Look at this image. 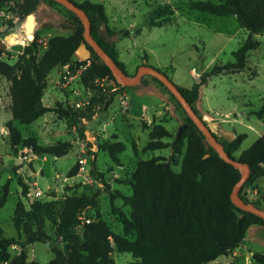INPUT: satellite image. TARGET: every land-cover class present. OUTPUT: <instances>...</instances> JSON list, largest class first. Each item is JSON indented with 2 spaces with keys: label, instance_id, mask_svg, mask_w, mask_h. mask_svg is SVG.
<instances>
[{
  "label": "trees",
  "instance_id": "1",
  "mask_svg": "<svg viewBox=\"0 0 264 264\" xmlns=\"http://www.w3.org/2000/svg\"><path fill=\"white\" fill-rule=\"evenodd\" d=\"M49 2L62 6L53 0ZM74 3L88 16L90 34L94 40L122 72L133 77L128 74L126 64L119 59L113 39L116 36H138L142 29L116 32L108 25L109 20L103 4L90 0L81 4ZM41 4V0H0V10L9 7L16 13L19 22L23 23L30 14L37 13ZM190 7L194 11L219 17L236 16L248 32V37L239 49L232 53L233 63L215 64L209 73L202 74L200 81L190 88L177 85L195 110L200 102L202 87L214 77L234 75L245 70L249 53L261 46L255 37L264 34V0H226L222 4L195 1ZM166 12H169L167 8L159 7L153 11L152 16L159 17ZM71 15L75 27L73 34L69 37L51 38L40 59L36 56L39 40L37 36L24 49L15 64L4 60L2 52L0 53V76L11 83L10 113L13 120L7 124V129L13 152L27 148L38 156L62 158L73 151L72 143L59 142L56 145L41 146L36 137H23L14 121L30 126L46 114L55 113L60 119L80 125L91 173L96 182L103 186V191L92 197H67L61 201L37 202L30 209L26 208L24 202L19 201L12 221L25 241L20 243L16 239L5 238L0 229V264H27L28 257L24 249L35 243L48 246L53 253L54 258L48 264H116L114 251L131 254L138 264H210L221 257L229 256L241 247L251 227L264 228V220L241 210L232 202L231 195L241 179L242 171L223 160L186 113L185 123L173 143L165 141L173 138L172 133L162 123H154L149 132V141L143 148V153L172 149L173 157H182L179 163L177 160L173 161L180 171H174L171 162L164 157L139 160L131 178L120 181L121 184L131 186L132 195L125 196L120 192L111 195L112 211L123 226V235L114 233L106 222L100 219L91 221L86 216L90 210L98 207L99 197L102 192H108L110 186L104 175L98 171V155L93 150L92 142L87 140L83 125L106 113L127 86L116 79L111 69L86 43L81 20L72 12ZM33 21L36 24V20ZM82 50L87 52L85 63L72 65L76 55ZM88 61L90 65L82 73L80 83L93 92L90 105L81 110L73 109L69 103H58L55 107L46 106L44 93L49 75L65 66L81 68ZM145 77L140 84L148 86ZM151 78L169 92L157 79ZM98 80H106L113 85L101 86V83H96ZM172 97L176 100L173 95ZM176 102L179 104L177 100ZM179 106L181 107L180 104ZM254 115L264 121V104ZM213 135L216 137L214 133ZM246 138L242 134L224 139L221 143L226 153L236 159L234 154L241 149ZM112 140L102 143L99 149L114 164L120 166V155L127 150V146L119 140L118 135H113ZM133 150L137 153L135 144ZM237 160L246 164L250 171L248 180L240 189L239 197L245 203L263 210L264 198L251 201L247 191L255 189L258 180L264 178V132ZM79 169L80 164H76L69 172V177H76ZM21 185L23 196L26 197L28 187ZM7 196L6 186L0 207L5 205ZM117 198L122 199L130 208L129 215L116 208ZM48 226L54 229V236L48 234ZM74 228L82 229L81 237L72 232ZM13 245H19L22 249L15 258H11L9 253V248ZM254 260L256 264H264V255L256 254Z\"/></svg>",
  "mask_w": 264,
  "mask_h": 264
},
{
  "label": "rangeland",
  "instance_id": "2",
  "mask_svg": "<svg viewBox=\"0 0 264 264\" xmlns=\"http://www.w3.org/2000/svg\"><path fill=\"white\" fill-rule=\"evenodd\" d=\"M86 0H74L81 4ZM103 4L108 16V25L116 32L121 30L142 29L138 36L130 38L114 37L119 52V59L126 64L129 75L135 76L139 67L151 66L173 78L174 83L183 88H190L200 81L202 74L209 73L215 64L234 62L233 52L239 49L248 37V32L241 26L236 16L219 17L200 13L191 9L195 1H211L215 4L226 0H90ZM42 4L35 15L37 25L27 19L19 22L16 13L9 7L0 10V40L8 35L17 34L23 37L25 44L18 41L7 44V50L1 51L2 58L15 64L24 49L32 43L23 33L28 28L38 37L36 56L42 57L48 42L56 36L69 37L74 32L71 12L63 6L54 5L49 0H41ZM167 8L169 12L152 16L157 8ZM171 11V13H170ZM39 22V24H38ZM22 35V36H21ZM261 46L248 55L245 70L234 75H221L212 78L201 89L200 102L195 110L202 116L206 125L216 135L219 142L229 137L246 135L241 149L234 154L239 159L242 152L249 149L264 132V121L254 113L261 110L264 104V34L255 37ZM15 40V39H14ZM35 40V38H34ZM87 52L80 51L72 65L85 63ZM88 65V64H86ZM61 69L54 70L47 79L44 103L48 107L56 104L70 103L79 99L74 91L81 90L80 79L74 82L72 89H63L59 82ZM149 84L161 89L142 84L127 87L123 94L116 97L111 108L94 119L86 122L85 136L92 142L97 152V168L104 175L110 186L108 192H102L98 199V207L90 210L87 217L91 220L106 222L111 230L123 235V226L118 216L112 211L111 195L120 192L131 196V186L121 184L128 180L136 170L139 160L153 157H164L172 164V169L180 171L173 161L179 163L181 156H175L172 149L143 153L149 141V132L154 123H162L173 135L165 140L173 143L185 123L186 114L172 95L160 87L150 76L145 77ZM10 85L0 76V200L8 187L6 203L0 207V229L3 236L16 239L20 243L24 236L15 229L13 217L19 201L24 202L27 209L37 202L61 201L67 197H92L103 191V186L96 182L91 173L87 149L80 134L81 126L74 125L66 119H60L55 113H48L30 126L14 121L23 137H36L41 146L56 145L69 142L74 146L67 156L56 158L51 155L38 156L31 150L19 149L17 153L11 149L7 124L13 120L10 113ZM103 85H113L103 82ZM77 98V99H76ZM204 114V115H203ZM113 135L126 144L127 150L120 155L121 165L114 164L109 156L99 149L107 141H113ZM137 153L133 150V145ZM80 164L79 174L69 177V172ZM24 184L28 187L27 196H23ZM251 201L264 198V178L258 180L256 188L248 191ZM115 206L122 213L129 215L130 208L120 198ZM264 210V209H263ZM48 234L54 236V229L48 226ZM72 232L82 236L81 228ZM133 239V238H131ZM27 264H48L54 255L48 246L40 243L25 247ZM22 252L19 245L9 248L11 258ZM264 255V228L251 227L244 244L226 257H221L210 264H256L254 255ZM116 264H138L131 254L114 251Z\"/></svg>",
  "mask_w": 264,
  "mask_h": 264
},
{
  "label": "water",
  "instance_id": "3",
  "mask_svg": "<svg viewBox=\"0 0 264 264\" xmlns=\"http://www.w3.org/2000/svg\"><path fill=\"white\" fill-rule=\"evenodd\" d=\"M54 2L64 6L66 9L74 13L81 20L84 27V39L86 43L94 50V52L100 57V59L111 69L116 79L122 81L127 87L138 85L141 83L145 76H150L157 79L161 84H163L169 92L176 98L179 102L187 116L193 121L197 128L204 135L207 143L223 158V160L234 168L242 171V176L239 182L236 184L234 191L231 195L232 202L241 210L248 213H252L261 217L264 220V211L254 207L252 204L245 203L240 197L239 192L243 185L246 183L250 176L249 168L246 164L241 163L237 159L232 158L226 153L223 145L218 139L213 135V132L206 125L204 119L199 117L194 108L187 102L183 94L179 91L177 85L174 81H171L167 75L151 66L143 65L139 67L135 76L130 77L126 75L117 66L114 60L101 48V46L94 40L90 34L91 24L86 13L77 7V5L70 0H53ZM35 19L34 14H30L27 17V23L29 20ZM37 25V22H36ZM18 37L17 34L8 35L4 40H0V53L1 51L7 50V44L12 37ZM28 40L34 41V34L26 35Z\"/></svg>",
  "mask_w": 264,
  "mask_h": 264
},
{
  "label": "built area",
  "instance_id": "4",
  "mask_svg": "<svg viewBox=\"0 0 264 264\" xmlns=\"http://www.w3.org/2000/svg\"><path fill=\"white\" fill-rule=\"evenodd\" d=\"M88 65L83 66L81 68L74 67L73 69L70 66H65L61 68V77H60V86L63 89H72L74 82L77 79H80L82 73L86 70V68L90 65V62L88 61ZM103 82H107L106 80L103 81H97L96 83H101V86H103ZM81 90L74 91V95L78 97L79 99L74 100L69 103V105L75 109V110H81L90 105V101L93 97V92L91 89L85 88L84 86H81ZM87 223H90V221H87Z\"/></svg>",
  "mask_w": 264,
  "mask_h": 264
},
{
  "label": "bare ground",
  "instance_id": "5",
  "mask_svg": "<svg viewBox=\"0 0 264 264\" xmlns=\"http://www.w3.org/2000/svg\"><path fill=\"white\" fill-rule=\"evenodd\" d=\"M25 35L33 34L30 29L26 28L23 32ZM22 36V35H21ZM15 39V40H14ZM18 41V44H25V40L23 37H12V39L9 40L8 43L12 44V42ZM16 43V42H15Z\"/></svg>",
  "mask_w": 264,
  "mask_h": 264
},
{
  "label": "crops",
  "instance_id": "6",
  "mask_svg": "<svg viewBox=\"0 0 264 264\" xmlns=\"http://www.w3.org/2000/svg\"><path fill=\"white\" fill-rule=\"evenodd\" d=\"M147 87H152V88H155L156 90H157V92H159V93H161L162 94V92H161V89L159 88V87H157V86H155V85H151V84H148V86ZM204 115V114H203ZM44 117V116H43ZM42 117V118H43ZM41 119V118H40ZM39 119V120H40ZM260 228H263V227H260ZM246 239V238H245ZM245 241V240H244ZM244 241H243V244H244Z\"/></svg>",
  "mask_w": 264,
  "mask_h": 264
}]
</instances>
